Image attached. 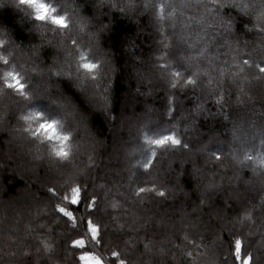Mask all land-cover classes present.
<instances>
[{"label": "clouds", "instance_id": "clouds-1", "mask_svg": "<svg viewBox=\"0 0 264 264\" xmlns=\"http://www.w3.org/2000/svg\"><path fill=\"white\" fill-rule=\"evenodd\" d=\"M145 16L150 110L117 94ZM261 67L264 0H0V264H264Z\"/></svg>", "mask_w": 264, "mask_h": 264}, {"label": "trees", "instance_id": "trees-1", "mask_svg": "<svg viewBox=\"0 0 264 264\" xmlns=\"http://www.w3.org/2000/svg\"><path fill=\"white\" fill-rule=\"evenodd\" d=\"M4 19L11 23V13H5ZM134 24V31L131 34L128 33L124 25H120L117 28V38H122L127 41L125 45L126 63L124 66L130 69L127 77L120 81L119 91L117 94L121 98L122 106L129 100L130 96L143 97L144 99L139 102L145 104L146 110H150L151 105L147 103V100L153 95V85L156 83V80L150 71V69L154 67L151 63V58L156 49V34L155 29L147 16L141 17L140 20L138 22H134ZM163 27L165 28L164 25ZM164 43L169 45L170 40L163 41L162 38L161 51L158 53V56L165 55L167 52V49L163 47ZM145 50H149L147 51L148 56L141 59L140 53H144ZM241 87H244V85L242 84ZM136 102L137 101L134 100L132 103ZM240 131H242V128L238 127L237 132L239 133ZM77 198V195H73L72 200ZM24 210V206L17 209L19 212H23ZM166 220V217H162V222H166ZM91 257L93 260L100 263L99 257ZM81 264H87V262L84 263V258L81 259Z\"/></svg>", "mask_w": 264, "mask_h": 264}, {"label": "snow or ice", "instance_id": "snow-or-ice-1", "mask_svg": "<svg viewBox=\"0 0 264 264\" xmlns=\"http://www.w3.org/2000/svg\"><path fill=\"white\" fill-rule=\"evenodd\" d=\"M160 32H161V33H164V32H165V28L163 27V23L161 24ZM168 40H169V37H168L167 35H164V36H163V41H168ZM163 47H164L165 49H168L169 45H168L167 43H164V44H163ZM164 56H165V55H161L159 58H160V59H163ZM184 59H185L186 61H188V62H191V59H190L189 57H185ZM245 63H247V61H245ZM84 67L87 68V67H95V66H94V65H91V66H89V65H84ZM260 71H261V72H264V67H261V68H260ZM172 75L174 76V79H173V81H172V84H173V86H175V85L178 83L181 74H180L179 72H174ZM194 82H195V81H194V79H193L192 76H189L188 79H187L186 81H184L185 84H193ZM218 102H219V100H218ZM42 127H43V126H42ZM65 139H66V138H65ZM171 139H173V143H178V141L175 140L174 138H171ZM163 142H164L163 140H161V141H153V143H163ZM54 151H55V154H56L57 156H64V155H67L66 150L63 149V148H60V149H54ZM141 191H143V189H141ZM72 202L75 203V202H76V199H73ZM113 207H115V204H113ZM59 211L62 212V213H64L65 216L72 217V213H71L70 211H66L64 208H60ZM90 227H91V225H90ZM93 235H95V232H94V231H93ZM74 243L81 244L82 241H74ZM45 246L47 247V243H46V242H45ZM236 248H237V253H239V251H240V242H239V241L236 242ZM81 259H83V257H81ZM245 264H247V262H245Z\"/></svg>", "mask_w": 264, "mask_h": 264}, {"label": "rangeland", "instance_id": "rangeland-1", "mask_svg": "<svg viewBox=\"0 0 264 264\" xmlns=\"http://www.w3.org/2000/svg\"><path fill=\"white\" fill-rule=\"evenodd\" d=\"M84 258V263L87 262V264H100L96 260H93L91 256L83 257Z\"/></svg>", "mask_w": 264, "mask_h": 264}]
</instances>
